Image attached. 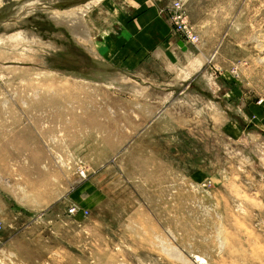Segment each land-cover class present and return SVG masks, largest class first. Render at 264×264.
<instances>
[{"label": "rangeland", "instance_id": "obj_1", "mask_svg": "<svg viewBox=\"0 0 264 264\" xmlns=\"http://www.w3.org/2000/svg\"><path fill=\"white\" fill-rule=\"evenodd\" d=\"M178 1L181 103L95 59L78 0H0V264H264V0Z\"/></svg>", "mask_w": 264, "mask_h": 264}, {"label": "crops", "instance_id": "obj_2", "mask_svg": "<svg viewBox=\"0 0 264 264\" xmlns=\"http://www.w3.org/2000/svg\"><path fill=\"white\" fill-rule=\"evenodd\" d=\"M78 2L74 9L83 14L82 25H86L92 33L96 60L107 63L122 74H148L156 80L151 81L148 88L161 91L175 88L170 93L179 96L180 103L181 96L187 94L191 97L189 90L193 80L185 84L182 76L187 73L191 77L199 62L196 53L174 35L168 19L169 12L163 8L164 0ZM194 81L201 93L212 96L208 90H214V84L202 79L200 83L195 78ZM213 105L217 112L222 113L219 105Z\"/></svg>", "mask_w": 264, "mask_h": 264}, {"label": "built area", "instance_id": "obj_3", "mask_svg": "<svg viewBox=\"0 0 264 264\" xmlns=\"http://www.w3.org/2000/svg\"><path fill=\"white\" fill-rule=\"evenodd\" d=\"M169 17L173 24L174 31L179 38L186 44H195L199 41V37L194 34V31L188 21L185 7L181 2H174L169 10Z\"/></svg>", "mask_w": 264, "mask_h": 264}, {"label": "bare ground", "instance_id": "obj_4", "mask_svg": "<svg viewBox=\"0 0 264 264\" xmlns=\"http://www.w3.org/2000/svg\"><path fill=\"white\" fill-rule=\"evenodd\" d=\"M39 3V2H38ZM39 4H41V3H39ZM81 17V16H80ZM79 18V17H78ZM54 19H58L59 20V22H61L62 20H63V22H64V20L66 21V20H70V19H68V16L67 15H63V14H60V15H56L55 17H54ZM71 21V20H70ZM69 21V22H70ZM59 24H61V23H59ZM63 25V24H62ZM72 26V25H71ZM68 27H69V25H68ZM89 37V36H88ZM91 37V36H90ZM87 40H91V41H93L94 42V40H93V37H91V38H87Z\"/></svg>", "mask_w": 264, "mask_h": 264}]
</instances>
